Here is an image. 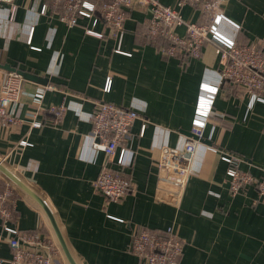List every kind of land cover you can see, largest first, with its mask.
Here are the masks:
<instances>
[{
    "label": "crops",
    "instance_id": "1",
    "mask_svg": "<svg viewBox=\"0 0 264 264\" xmlns=\"http://www.w3.org/2000/svg\"><path fill=\"white\" fill-rule=\"evenodd\" d=\"M158 1L176 8L180 0ZM43 5L47 11L40 14ZM201 8L178 7L185 21L208 23ZM54 10L50 0L0 1V78L9 71L3 67L34 77L22 76L14 110L21 123L0 128V156L10 152L7 169L48 204L77 264H139L129 250L132 233L168 227L183 243L179 264H264V198L252 186L230 195L226 175L238 169L264 180V102L251 103L240 87L220 83V48L207 43L198 58L181 61L164 57L148 40L143 9L128 12L120 40L94 18L67 27ZM219 11L239 26L223 22L225 37L243 44L264 37V0H224ZM89 29L100 37L86 34ZM175 33L183 36L185 28ZM202 83L218 90L179 207L173 208L153 198L156 162L162 147H181L190 137ZM38 91L43 96L34 101ZM102 102L136 109L141 118L130 128L131 165L107 164L131 183L118 202L94 191L105 159L85 141L92 112ZM60 104L67 109L52 125L48 109ZM20 141L26 145L17 147ZM221 155L237 161L226 163ZM13 186L15 228L53 234L39 206ZM6 238L0 221L4 259L10 256Z\"/></svg>",
    "mask_w": 264,
    "mask_h": 264
},
{
    "label": "built area",
    "instance_id": "2",
    "mask_svg": "<svg viewBox=\"0 0 264 264\" xmlns=\"http://www.w3.org/2000/svg\"><path fill=\"white\" fill-rule=\"evenodd\" d=\"M12 3L13 0H0ZM224 0H180L178 7L185 3L197 5L201 3L203 15L208 23H190L182 19L178 7H169L158 0H50L58 16V21L67 27L76 26L80 19L102 21L113 36L123 35L124 22L127 14L134 8L143 9L148 13L146 36L149 41H162L158 50L164 57H172L181 61L196 59L201 54L202 47L207 43L216 44L221 50V67L219 69L220 83L240 87L250 98V102H264V37L248 44L238 43L225 37L220 32L223 22L234 27L239 26L227 19L219 11ZM48 5H43L40 14L47 11ZM11 14L15 11L11 7ZM10 14V18L12 19ZM179 26L185 28L180 36L175 33ZM94 33L92 29L86 31ZM32 31L29 32L27 43L31 42ZM115 52H121L117 47ZM23 78L16 71H3L0 78V128L7 129L21 123L15 116V107L19 102ZM109 80L106 90L109 89ZM45 90H53L46 86ZM217 87L200 84L194 108L190 133L193 137L185 138L181 147H162L156 162L154 200L159 203L179 207L188 178L191 175L192 159L197 146L202 140V131L209 117ZM43 91L33 95L34 101H39ZM64 104L49 107L51 124L58 125L66 111ZM141 119L136 109L126 108L110 103H96L91 115L92 129L86 135V147L92 152H102L104 163L93 182L95 192L108 201L118 202L130 190L131 183L120 172L109 168L107 164L115 162L118 167H129L133 153L128 146L131 139L130 128L134 121ZM32 128H40L39 123H33ZM141 128L140 134L143 132ZM26 145L20 141L17 147ZM10 152L0 156V164L7 168ZM220 159L232 163L236 158L221 155ZM228 191L235 195L247 186H252L258 197L264 198V180L256 179L246 171L229 169ZM0 180L5 184L0 187V221L3 231L7 234L6 242L10 251L7 259L0 257V264H66L60 246L53 234H47L36 229L34 231H19L14 226L15 193L14 186L0 174ZM9 223V225H8ZM130 253L139 264H179L183 243L176 231L168 227L161 231L137 229L131 235Z\"/></svg>",
    "mask_w": 264,
    "mask_h": 264
},
{
    "label": "water",
    "instance_id": "3",
    "mask_svg": "<svg viewBox=\"0 0 264 264\" xmlns=\"http://www.w3.org/2000/svg\"><path fill=\"white\" fill-rule=\"evenodd\" d=\"M1 67V66H0ZM5 69H8L9 71H14V69L9 67H3ZM23 77L26 78H33L30 75L18 72ZM190 137H193L189 133H187ZM0 173L13 185H15L20 191H22L25 195H27L30 199H32L39 208L43 211L51 229L52 232L60 246V249L63 253L64 258L67 261V264H77L75 259L73 258L71 252L69 251V248L67 246V243L62 235V232L57 224V221L55 219V216L53 215L52 210L48 206V204L45 202V200L39 196L34 190H32L29 186H27L21 179H19L14 173H12L9 169H7L5 166L0 164Z\"/></svg>",
    "mask_w": 264,
    "mask_h": 264
},
{
    "label": "trees",
    "instance_id": "4",
    "mask_svg": "<svg viewBox=\"0 0 264 264\" xmlns=\"http://www.w3.org/2000/svg\"><path fill=\"white\" fill-rule=\"evenodd\" d=\"M56 9L54 10V12L56 13ZM161 44H162V42L161 41H158V42H156V43H153V45L156 47V48H158L159 46H161ZM231 85V84H230ZM125 177V176H124ZM4 183L0 180V187H4Z\"/></svg>",
    "mask_w": 264,
    "mask_h": 264
},
{
    "label": "bare ground",
    "instance_id": "5",
    "mask_svg": "<svg viewBox=\"0 0 264 264\" xmlns=\"http://www.w3.org/2000/svg\"><path fill=\"white\" fill-rule=\"evenodd\" d=\"M10 182V181H9ZM11 183V182H10ZM53 233V232H52ZM54 235V234H53Z\"/></svg>",
    "mask_w": 264,
    "mask_h": 264
},
{
    "label": "rangeland",
    "instance_id": "6",
    "mask_svg": "<svg viewBox=\"0 0 264 264\" xmlns=\"http://www.w3.org/2000/svg\"><path fill=\"white\" fill-rule=\"evenodd\" d=\"M65 259V258H64Z\"/></svg>",
    "mask_w": 264,
    "mask_h": 264
}]
</instances>
